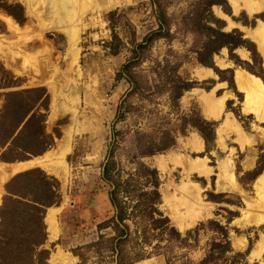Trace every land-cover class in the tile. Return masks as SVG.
Returning <instances> with one entry per match:
<instances>
[{
  "label": "rangeland",
  "instance_id": "1",
  "mask_svg": "<svg viewBox=\"0 0 264 264\" xmlns=\"http://www.w3.org/2000/svg\"><path fill=\"white\" fill-rule=\"evenodd\" d=\"M72 1L75 45L67 31L73 19L57 15L60 0H0V213L6 202L17 222L11 200L21 197L6 187L33 172L15 191L46 200V176L59 193L45 207L41 264H264V187H257L264 106L251 99L246 107L234 81L241 68L264 82V49L244 30L264 23V0H250L261 6L250 15L235 13L228 0ZM216 7L236 26L228 28ZM198 66L211 77H194ZM212 90L225 98L217 120L206 118L197 95ZM229 113L232 122L224 124ZM194 134L203 142L199 152L188 145ZM63 151L54 174L39 167L10 173L11 164ZM173 154L204 159L206 175L172 162L162 170L160 158ZM185 184L198 190L191 197L204 211L179 230L185 210L173 204ZM50 208H61L53 238Z\"/></svg>",
  "mask_w": 264,
  "mask_h": 264
},
{
  "label": "bare ground",
  "instance_id": "2",
  "mask_svg": "<svg viewBox=\"0 0 264 264\" xmlns=\"http://www.w3.org/2000/svg\"><path fill=\"white\" fill-rule=\"evenodd\" d=\"M58 1V0H57ZM90 1V0H89ZM229 1V3H230V5L232 6V9L234 10V12L235 13H238L241 9H244L249 15L250 14H254L256 11H258V9H261V6L260 5H258V4H255L256 2H252V1H250V0H228ZM96 2V1H95ZM108 2V3H107ZM110 2H112V1H108V0H99V3L100 4H110ZM60 4L57 6L58 8V10H59V12L57 11V15L58 16H64L63 18L65 19V18H69V20H70V18L71 19H73V21L74 22H70L71 24H73V27L72 28H70V29H68L67 30V28H66V30L68 31V33H69V31H72L73 32V35H72V37H70L71 38V42H72V44L73 45H75V42L77 41V39H78V36H77V28L78 27H76V24L78 23V19L76 18V17H74L73 16V14H76V13H74V11L72 10V4H74L73 3V1L72 0H60V2H59ZM97 3V2H96ZM29 5V4H28ZM263 5V4H262ZM32 6V5H31ZM60 6V7H59ZM36 7V6H35ZM32 8V7H31ZM62 9V11H60L61 9ZM71 8V9H70ZM91 9V8H90ZM104 9V8H103ZM31 10V9H30ZM86 10V9H85ZM79 12V11H78ZM4 13V12H3ZM2 14V13H1ZM6 14V13H5ZM92 14V13H91ZM215 14L217 15V16H219V17H222V18H225L226 20H227V23H228V28H231V27H234V26H236V24L229 18V17H226L223 13H222V11L218 8V7H216L215 8ZM7 16V15H6ZM71 16V17H70ZM0 17H2V15L0 16ZM63 19V20H64ZM2 20H5V23H7V26H8V28L11 30H14L15 32L16 31H18L19 30V28H18V25L15 23V21H14V19H12V18H10V17H4V19H2ZM63 20H62V18H61V20L60 21H62L63 22ZM65 20H67V19H65ZM78 20V21H77ZM48 21V20H47ZM77 23H76V22ZM61 24V23H60ZM64 24V23H63ZM52 26V25H51ZM70 26V25H69ZM238 26V25H237ZM22 27V26H21ZM63 28L64 27H62L61 28V30H63ZM64 28V29H65ZM242 28V27H241ZM31 29V28H30ZM244 30H245V35H246V37H248V38H250L251 40H253L254 42H256L258 45H259V47L261 48V49H264L263 48V46H264V23H262V22H259L258 23V25H257V27H256V29L254 30H249V29H245L244 28ZM76 33H75V32ZM82 31V30H81ZM19 32V31H18ZM62 32V31H61ZM71 32V33H72ZM38 33V32H37ZM67 34V33H66ZM70 34V33H69ZM30 38V37H29ZM1 40V39H0ZM79 41V40H78ZM1 42V41H0ZM78 43V42H77ZM74 47V46H73ZM70 49H72V48H70ZM76 50V49H75ZM226 50V49H225ZM48 51V50H47ZM2 52V51H1ZM225 52V51H224ZM238 53L240 54V56L241 57H243V58H247V53L244 51V50H242V49H239L238 50ZM48 54V53H47ZM9 55V54H8ZM7 55V56H8ZM20 55H21V53L19 54L18 52H16V53H13V56L14 57H20ZM24 55V54H23ZM43 55V54H42ZM12 56V55H11ZM26 56V55H25ZM48 56V55H47ZM70 56V55H69ZM73 56H74V54H73ZM13 57V58H14ZM44 57V56H43ZM46 57V56H45ZM12 58V57H11ZM22 58H24V57H22ZM34 57L33 56H30L29 55V57H25V60L28 62V60H30V62L32 61V59H33ZM47 58V57H46ZM16 59V58H15ZM49 59V58H48ZM70 59H72V58H70ZM69 59V60H70ZM77 58H73V60H76ZM14 60V59H13ZM19 60H21V58L19 59ZM34 60V59H33ZM35 60H36V58H35ZM44 60V59H43ZM46 60V59H45ZM15 61V60H14ZM48 61V60H47ZM50 61V60H49ZM15 62H18V60L17 61H15ZM14 62V63H15ZM34 62V61H33ZM37 62V61H36ZM46 62V61H45ZM6 63V62H5ZM11 63V62H10ZM8 64V63H7ZM6 64V65H7ZM12 64H13V62H12ZM21 64H22V62H21ZM49 64V63H48ZM53 64V63H52ZM72 64V63H71ZM73 64H75V62H73ZM216 64L217 65H219L220 67H226V63L224 62V61H222L221 59L220 60H217L216 61ZM46 65V64H45ZM77 65V64H76ZM29 66L30 65H28V68H29ZM52 66V65H51ZM53 66H54V64H53ZM77 67V66H76ZM33 68V67H32ZM15 69V68H14ZM77 69H78V67H77ZM22 71V70H21ZM20 70H19V72H21ZM54 72H57V70L56 71H54ZM59 72V71H58ZM64 72V71H63ZM22 73V72H21ZM34 73V72H33ZM36 73H37V71H36ZM40 73V72H39ZM70 73H72V72H70ZM75 73V72H74ZM73 73V74H74ZM20 74V73H19ZM54 74V73H53ZM79 74V73H78ZM51 75V74H50ZM70 75V74H69ZM69 75H67V76H69ZM210 75H212V72H211V70L210 69H208V68H203V67H201V66H198V67H196L195 69H193V76L194 77H196L197 79H199V80H202V79H205L206 77H208V76H210ZM52 77V76H51ZM211 77V76H210ZM34 78H36V77H34ZM67 78V77H66ZM234 81H235V83H236V86H237V88L241 91V92H243L244 93V95H245V99L246 100H248V101H246V104H245V106L246 105H248L247 104V102H249L250 104L251 103H254V102H252L251 101V99H253V100H255V101H257V102H259L260 103V105H262V107L264 106V83H263V81L259 78V77H257V76H254V75H252V74H250V73H248L247 71H245V70H243V69H241V68H236L235 69V72H234ZM55 84V83H54ZM221 84V83H220ZM219 84V85H220ZM62 85V84H61ZM218 85V86H219ZM221 85H223V83L221 84ZM224 85H225V83H224ZM59 88H61V87H59ZM215 89V88H214ZM217 89V88H216ZM54 91V90H53ZM215 91V90H214ZM213 90H212V92L210 91V93H205V92H203V93H200L199 92V94H197L198 95V97H199V100H200V102H202V104H203V106H204V108H205V115H206V118H211L212 120H217V119H219L220 118V116L223 114V112H224V107H225V98H217V97H215L214 96V94H213V92H214ZM224 96V95H223ZM251 101V102H250ZM256 103V102H255ZM259 105V107H261ZM249 106V105H248ZM248 106H246V107H248ZM250 107H251V105H250ZM251 109V108H250ZM230 114L231 113H229L227 116H226V118H225V122H224V124H228L229 123V120H230ZM259 114V113H258ZM262 115V114H261ZM52 117V116H51ZM231 118H232V116H231ZM232 119H234V118H232ZM223 120V119H222ZM50 121V120H49ZM231 121V120H230ZM232 122V121H231ZM235 123V122H234ZM222 126H224V125H222ZM230 127H233V126H230ZM224 128H225V126H224ZM227 128H229V127H227ZM221 129H223V128H218V130H217V142H219V145H220V143L222 142V140H223V135H224V133H223V130H221ZM235 129V128H234ZM235 130H237L238 132H240V128L238 127L237 129H235ZM231 131H232V129H231ZM237 132V133H238ZM236 134V133H235ZM68 139V138H67ZM224 141V140H223ZM69 144H70V142H68ZM189 148H191L192 150H194L195 152H199V151H201L202 149H203V142H202V140H201V138L200 137H198L197 135H192V137L190 138V141H189ZM185 155V154H184ZM183 155V156H184ZM64 156H65V153H64V151L62 152V153H60V154H58V155H56V153H46V154H44L43 156H41V157H36V158H33V159H31L30 161H28V162H26V163H24V164H18V163H15V164H12L11 165V171H10V173L11 174H16V173H18V172H20V171H22V170H25V169H27V168H31V167H35V166H40V167H43L44 169H46L49 173H52V174H54L55 173V168L54 167H56V166H60V165H62V161H64L63 160V158H64ZM54 158L56 159V160H54ZM190 158V157H189ZM188 159V158H187ZM192 158H190V160H186V159H183L181 156H179V155H177V154H173V155H168V156H165V157H161L160 158V167H161V169L162 170H164V171H166V170H168V164L170 163V162H172L173 164H175V166H177V165H179V166H182L183 167V169H184V171H186L187 173H191V172H193V171H196V172H199V173H205L204 175H206V169L207 168H204V166H203V163H204V159H193L192 161ZM65 164V163H64ZM204 165H205V163H204ZM10 166V165H9ZM66 166V168H67V165H65ZM174 165H173V168L175 167ZM2 167V166H1ZM63 167V166H62ZM57 169V168H56ZM182 169V168H181ZM227 169V168H226ZM175 170V169H174ZM57 171V170H56ZM64 171V170H63ZM163 171V172H164ZM67 172V171H66ZM172 171H170V173H171ZM11 174L10 175H8L7 174V176H11ZM186 174V173H185ZM168 176V175H167ZM58 177V176H57ZM182 177V176H181ZM7 178V177H6ZM224 178V177H223ZM1 179V178H0ZM2 179H4L3 177H2ZM7 180V179H6ZM6 180H4V182L6 181ZM189 180V179H188ZM258 180V188L260 189V188H262V187H264V172H263V174L262 175H260V177H259V179H257ZM256 180V181H257ZM188 183V182H187ZM164 187V186H163ZM172 187V189H173V186H171ZM198 188V187H197ZM171 189V188H170ZM168 190V191H171V190ZM177 189V191H179L180 193H182V194H180V195H182V198H180V199H176L175 200V204H173V205H176L179 209H180V207H183L184 208V212L182 213V215L184 216V217H180L179 219H177V220H179V230H184L188 225V223L190 222V221H192L193 220V218L195 217V215L196 214H198L200 211H202L203 210V206H201V208H199L198 207V205H200L198 202H196V201H194V199L191 197V195L193 196V195H195L196 193H198V190H196V193L194 192V190H191L190 188H187L186 187V184L185 185H183V186H181V187H177L176 188ZM161 190H163V188L161 189ZM164 190H166L165 188H164ZM167 191V192H168ZM1 192V191H0ZM166 192V194H168ZM176 192V191H175ZM170 194H172L171 192H170ZM174 195H175V193H174ZM165 196H167V195H165ZM176 196V195H175ZM201 198V197H200ZM165 200V199H164ZM168 200V199H167ZM171 201H172V199H171ZM173 203H174V201H173ZM168 204V203H167ZM169 205H172V203L170 204L169 203ZM173 205H172V208H173ZM176 207V208H177ZM207 206H205V208H206ZM172 208H171V210H172ZM199 208V209H198ZM167 210V209H166ZM175 210H177V209H175ZM204 211V210H203ZM56 212H57V210H55V209H51L50 208V211H49V214H48V217H47V222H48V224H49V226H48V231H49V237L50 238H53V237H55L56 235H57V232L56 231H58V230H55V223H54V217H55V214H56ZM175 212H177V211H175ZM174 213H172V215H173ZM203 214V213H202ZM182 215H180V216H182ZM198 216V215H197ZM198 217H200V216H198ZM176 220V219H175ZM178 223V222H177ZM240 224V223H239ZM191 226V225H190ZM58 228V227H57ZM58 256V255H57ZM55 257V256H54ZM56 259V257L54 258V260ZM65 259V258H64ZM51 260V259H50ZM64 263V262H63Z\"/></svg>",
  "mask_w": 264,
  "mask_h": 264
},
{
  "label": "trees",
  "instance_id": "3",
  "mask_svg": "<svg viewBox=\"0 0 264 264\" xmlns=\"http://www.w3.org/2000/svg\"><path fill=\"white\" fill-rule=\"evenodd\" d=\"M38 172L41 173V171ZM32 174L33 172L19 174L7 184L6 188L11 196L16 193L21 198L15 199V201L11 200L19 205V209L12 213L16 218V223H14V219L9 220V216H7L6 202H4V209L0 213V264H41L40 257L43 253H47L43 249L47 237L44 223L45 207L57 203L59 193L46 176L41 178L47 186L49 185L47 188L49 197H46V200L42 196L36 197L15 191L13 188L15 182ZM25 199L29 201H25ZM12 214L9 211V215ZM9 222L14 224L11 228H9Z\"/></svg>",
  "mask_w": 264,
  "mask_h": 264
},
{
  "label": "crops",
  "instance_id": "4",
  "mask_svg": "<svg viewBox=\"0 0 264 264\" xmlns=\"http://www.w3.org/2000/svg\"><path fill=\"white\" fill-rule=\"evenodd\" d=\"M229 2V1H228ZM230 4V3H229ZM232 7V6H231ZM220 9V8H219ZM221 10V9H220ZM222 11V10H221ZM234 11V10H233ZM223 13V12H222ZM224 14V13H223ZM225 15V14H224ZM226 16V15H225ZM219 17V16H218ZM226 17H228V16H226ZM220 18H222V17H220ZM222 19H224L225 21H226V19L225 18H222ZM218 130V129H217ZM62 153V152H61ZM33 159V158H32ZM31 159H29V160H25V161H21V162H17L18 164H24V163H26V162H28V161H30ZM15 164V163H14ZM12 165V164H11ZM35 167H39V168H42L44 171H46L48 174H52V173H49L46 169H44L43 167H40V166H35ZM32 168H34V167H31V168H27V169H25V170H22V171H20V172H23V171H26V170H28V169H32ZM19 173V172H18ZM51 209H55V210H57V212H59L60 211V209L61 208H51ZM49 211H50V209H49ZM49 211H48V214H49ZM56 212V213H57ZM48 214H47V217H48ZM56 215V214H55ZM47 217H46V219H47Z\"/></svg>",
  "mask_w": 264,
  "mask_h": 264
}]
</instances>
